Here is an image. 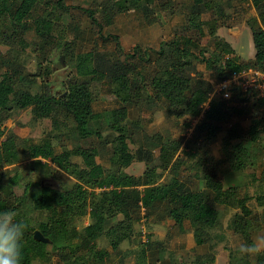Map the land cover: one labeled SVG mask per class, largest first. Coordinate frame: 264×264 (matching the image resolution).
I'll use <instances>...</instances> for the list:
<instances>
[{
  "label": "trees",
  "instance_id": "16d2710c",
  "mask_svg": "<svg viewBox=\"0 0 264 264\" xmlns=\"http://www.w3.org/2000/svg\"><path fill=\"white\" fill-rule=\"evenodd\" d=\"M156 1L105 0L100 12L105 25H113L116 16L131 9L139 11L149 25H154L158 23L154 6L160 11L175 12L173 0H159L158 4ZM233 1H247L257 11V16L248 20L255 49L254 57L249 60L235 55L230 43L217 34L218 28L226 23L227 8H235ZM66 8L65 0H0V41L7 45L27 46L26 35L33 31L45 41L47 47ZM84 12L93 23H98L93 11L86 9ZM205 16L210 17L207 21L211 39L209 45L212 51L221 53L224 58L219 63L215 62L213 56H208L212 51L202 44L207 35ZM219 19H222V23ZM186 22V31L162 41L151 54L140 46H136L131 53L125 52L118 36H113L116 45L110 54L89 51L74 55L70 45L66 44L63 55L73 63L74 77L61 95L54 93L49 84H42L40 91L33 92L37 74L35 78L32 74H26L23 64L17 60L0 61V212L12 210L16 213V219L21 221L19 216L25 204L29 203L34 210L44 214L43 220L36 226L27 218L22 220L27 227L21 242V264H34L36 260L46 259L50 246L57 252L56 264H67L71 255L68 250L71 253L85 247L90 251L96 250L99 232L109 228L118 211L135 212L141 208L145 209L147 215L163 208L180 230L183 231L186 225L192 229L197 245L212 241V232L220 226L223 214L236 210L228 227L251 243L250 233L255 227L253 221L258 227L260 224L249 205L252 196L242 195L235 184L225 188L220 173L224 171L227 174L228 170L241 173L250 165H255L253 155L264 150V107L258 100L239 97L233 91L231 100L217 98L203 113V105L214 85L204 78L198 64H204L208 69L218 65L220 81L242 70L264 72V0H191ZM99 26L103 28L100 22ZM25 81L28 86L18 89V84ZM97 86L105 87L115 96L118 104L105 117L94 110ZM137 88L142 89L143 95L135 99L132 92ZM140 99L163 101L167 115L176 118H197L204 114L195 128L192 142L191 149L196 154L186 153L188 156L200 155L191 168L196 170L197 177L200 176L197 173L202 172L200 180L204 189L192 191L182 179L180 171L186 162L179 154L182 140L163 142L158 166H151L154 160L152 151L141 150L139 158L131 152V136L126 121L130 107ZM230 101H233L231 105ZM14 106L30 108L36 120L52 119L56 128L61 126L62 119L70 120L74 135L79 140L96 136L106 126L114 133L112 161L115 167L120 170L139 159L146 161L147 169L139 177L122 171L107 173L97 160V148L79 146L57 153L51 138H46L28 147L32 161L24 175L18 172L21 153L14 136H5L4 130H1L5 121L12 117ZM249 114L253 117L249 128L235 124L228 129L223 145L224 156L219 160L213 159L206 147L223 130V124L233 116ZM73 156L81 157L83 166L73 162ZM48 162L73 175L76 184L71 189H59L44 184L39 178L35 179L33 174L51 177L52 168ZM157 167L162 170L161 173ZM258 170V174H253V180L259 182L263 191L256 196V201L258 206L264 208V162ZM164 172H169L172 177L161 182ZM22 182H25L23 194L16 196L14 187ZM85 216H90L92 223L84 228L79 242L65 244L73 222ZM112 225L107 232L111 246L116 250L133 235L134 227L124 220ZM35 230H39L49 242L37 241L34 238ZM97 253L102 262L105 253ZM230 257V264H264V251L256 255L254 263L248 255H241L239 260L233 253ZM214 261L215 256L211 254L198 258L197 264H212Z\"/></svg>",
  "mask_w": 264,
  "mask_h": 264
},
{
  "label": "rangeland",
  "instance_id": "374dc122",
  "mask_svg": "<svg viewBox=\"0 0 264 264\" xmlns=\"http://www.w3.org/2000/svg\"><path fill=\"white\" fill-rule=\"evenodd\" d=\"M173 1L174 13L160 11L158 7H153L155 16L158 19V23L154 25H149L143 15L133 9L116 16L113 25H105L100 12L105 0H65L67 8L64 17L56 26L53 32V40L50 41L47 47L45 41L32 31L26 35L27 46L7 45L0 41V61L10 59V61L17 60L22 63L25 73L32 74L33 78H37V83L32 86L33 92L40 91L42 84H49L54 93L64 94L68 82L74 77L73 63L63 55V48L66 44L70 45L71 52L74 55L89 51L110 54L114 52L116 45L113 36H118L125 52L131 53L136 46H140L143 51L151 54L159 48L162 41L170 40L175 35L186 31V15L191 0ZM156 2L158 4L159 0ZM233 6L235 8H227V18L226 20L223 18L226 23L218 28L217 34L230 43L235 50V55L240 56L243 60H249L254 57L255 49L248 20L256 17L257 11L247 1L241 3L233 1ZM86 9L95 13L98 23L91 21L84 12ZM209 19V16L204 17V29L207 35L203 38L202 44L208 46L212 51L209 45L211 39L209 25L207 24ZM218 21L222 23V19ZM99 22L103 28L99 26ZM41 49L44 50L41 51ZM208 56H213L217 63L224 59L221 53L214 50L212 53H208ZM214 66L213 69H208L200 63L198 69L204 78L215 86L221 81L218 80L217 76L220 67L218 65ZM34 75L36 76L34 77ZM25 86H28L27 82H21L18 84V89H24ZM142 95L141 88H137L132 92V97L135 99L142 97ZM95 97L94 110L96 113L103 114L104 117L112 109L118 107L115 96L107 92L105 87L97 86ZM217 98L221 99L216 97L214 100ZM252 100L254 99L252 98ZM231 103L233 101L229 102L230 105ZM203 116V113L197 118L168 116L163 101L159 99L148 101L140 99L136 105L130 107L129 117L126 121L131 136L129 139L130 150L137 155V158L141 156V150L152 151L154 160L151 166H158L163 142L182 140L183 145L179 154L186 161L180 171L182 179L192 191L204 189L205 186L200 180L202 172L199 171L197 174L200 176L197 177L195 175L196 170L191 168L193 162H196L200 155L188 156L186 154L192 152L196 154V151L192 150L191 147L195 139V128L201 122ZM252 119L251 114L241 117L233 116L227 123L223 124V130L218 133L211 145L206 147L213 159L219 160L224 156L223 145L228 129L235 124L248 129ZM61 122V126L56 128L50 118L34 119L30 108L13 107L12 117L5 121L1 126V130H4L5 136H14L21 153V161L17 164L20 167L18 172H22L24 175L25 172H28L27 168L32 161L29 158L28 147L31 144L41 143L46 138H51L57 153L73 150L79 146L97 148L99 151L97 160L107 173L122 171L139 177L146 171V161L139 159H136L129 167H123L120 170L115 167L112 161L114 133L108 130L106 126H103L96 136L79 140L74 135L73 123L67 119H62ZM255 147L254 145L253 148ZM206 148L204 147V149ZM253 157L255 165H250V168L244 172L236 173L228 170L226 174L222 170L223 172L220 173L225 188L235 184L238 185L242 195L249 194L252 196L249 205L257 216L256 221L260 224L258 227L257 223L253 221L255 227L251 229V243L257 237L264 236V208L258 206L256 201V196L263 191V187H259V182L253 180V174H258L260 164L264 162V150L261 149ZM71 160L83 166L81 157L73 156ZM43 162L47 161L43 160ZM48 163L52 168L51 177L45 178L33 174L35 179L39 178L44 184L59 189H71L76 184L77 180L73 175L51 162ZM157 171L162 172L160 168ZM170 177H172V174L164 172L161 182L169 180ZM24 189L25 182H22L19 186L14 187V194L22 196ZM235 211L230 210L223 214L220 226L212 232V241L205 245H197L192 229L186 225L183 231L180 230L174 224V221L165 214L163 208L150 215H147L144 208L135 212L120 210L113 219L112 224H117L122 220L130 222L134 227L133 235L128 240L123 241L115 250L111 246L107 232L113 227L111 224L105 231L99 232L96 250L90 251L88 247L77 249L74 253L68 250L67 252H70L71 255L67 264H197L198 258L211 254L215 256V261L212 264H230V255L233 253L235 258L239 260L241 254L237 251L238 246L241 243H247L242 234H236L228 227ZM19 217L21 220L29 219L31 224L36 226L38 222L43 220L44 214L34 210L32 205L26 203L25 209ZM90 223H92L90 216L75 220L72 227L69 228L70 232L66 237L65 244L78 243L80 234L84 232V228ZM97 251L105 253L102 262L98 258ZM47 252L46 259L36 260L34 264H56L58 261L57 252L52 246L48 247ZM249 258L254 263L256 255L249 256Z\"/></svg>",
  "mask_w": 264,
  "mask_h": 264
},
{
  "label": "clouds",
  "instance_id": "9594fccd",
  "mask_svg": "<svg viewBox=\"0 0 264 264\" xmlns=\"http://www.w3.org/2000/svg\"><path fill=\"white\" fill-rule=\"evenodd\" d=\"M27 225L16 219L12 210L0 212V264H21L24 231ZM241 255H258L264 251V236L252 243H241L237 249Z\"/></svg>",
  "mask_w": 264,
  "mask_h": 264
},
{
  "label": "built area",
  "instance_id": "2783aa9c",
  "mask_svg": "<svg viewBox=\"0 0 264 264\" xmlns=\"http://www.w3.org/2000/svg\"><path fill=\"white\" fill-rule=\"evenodd\" d=\"M233 91H236L239 97H249L258 100L264 107V72L248 69L229 75L214 86L207 102L203 105V113L209 109L216 97H220L223 100H231Z\"/></svg>",
  "mask_w": 264,
  "mask_h": 264
},
{
  "label": "water",
  "instance_id": "95a60500",
  "mask_svg": "<svg viewBox=\"0 0 264 264\" xmlns=\"http://www.w3.org/2000/svg\"><path fill=\"white\" fill-rule=\"evenodd\" d=\"M61 60H63V58H61ZM34 238L37 240V241H41V242H49V239L45 238L43 236V234L39 231V230H36L34 232Z\"/></svg>",
  "mask_w": 264,
  "mask_h": 264
}]
</instances>
